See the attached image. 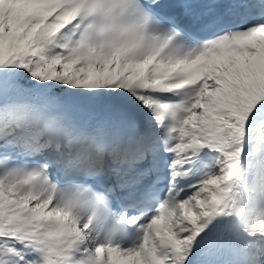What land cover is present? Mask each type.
I'll return each mask as SVG.
<instances>
[{"label":"snow or ice","instance_id":"obj_1","mask_svg":"<svg viewBox=\"0 0 264 264\" xmlns=\"http://www.w3.org/2000/svg\"><path fill=\"white\" fill-rule=\"evenodd\" d=\"M0 264H264V0H0Z\"/></svg>","mask_w":264,"mask_h":264}]
</instances>
